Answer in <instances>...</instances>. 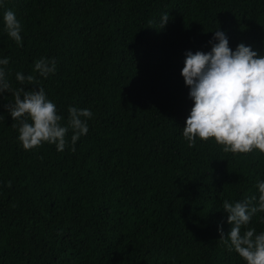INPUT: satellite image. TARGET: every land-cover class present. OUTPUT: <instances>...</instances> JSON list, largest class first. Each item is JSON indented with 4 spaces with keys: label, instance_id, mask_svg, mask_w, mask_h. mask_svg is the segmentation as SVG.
Wrapping results in <instances>:
<instances>
[{
    "label": "trees",
    "instance_id": "trees-1",
    "mask_svg": "<svg viewBox=\"0 0 264 264\" xmlns=\"http://www.w3.org/2000/svg\"><path fill=\"white\" fill-rule=\"evenodd\" d=\"M21 45L0 25L12 91L37 86L62 116L88 108V133L63 151L25 150L0 94V264H245L220 239L222 202L257 194L264 154L223 151L182 136L192 101L180 70L186 50L264 54V0H4ZM169 19L161 27L160 17ZM214 42V41H213ZM55 59L46 78L36 59ZM32 75L23 85L15 73ZM264 213L248 227L264 230ZM243 231V228H242Z\"/></svg>",
    "mask_w": 264,
    "mask_h": 264
},
{
    "label": "clouds",
    "instance_id": "clouds-1",
    "mask_svg": "<svg viewBox=\"0 0 264 264\" xmlns=\"http://www.w3.org/2000/svg\"><path fill=\"white\" fill-rule=\"evenodd\" d=\"M3 3L4 0H0V7ZM168 19V12L161 15V27ZM0 25L20 46L22 26L15 12L5 9L0 15ZM209 43V51L185 52L180 73L192 105L185 118L182 136L189 147L197 139L211 138L225 152L258 150L264 154V54H258L243 42L230 48L226 33L218 28L213 31ZM8 63L7 57L0 58V94L12 91L4 67ZM55 64V59L40 57L34 61L33 71L46 78L55 72ZM15 79L23 85L26 80L33 81L34 77L18 71ZM12 96L13 101L5 107L12 120L18 121L17 139L25 150L48 143L55 145L57 151H63L69 129L72 145L88 133L87 121L93 115L88 108L69 106L67 122L62 124V116L42 87L32 90L19 87L12 91ZM256 189L257 194L241 201L224 200L220 208L230 225L226 234L218 225L220 239L245 264H264V230L258 232L248 227L253 215L264 213V179L257 180ZM260 219L264 222V217Z\"/></svg>",
    "mask_w": 264,
    "mask_h": 264
}]
</instances>
